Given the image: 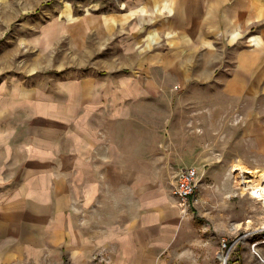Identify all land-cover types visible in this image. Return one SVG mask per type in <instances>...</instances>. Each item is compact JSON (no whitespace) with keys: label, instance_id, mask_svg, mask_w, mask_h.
I'll list each match as a JSON object with an SVG mask.
<instances>
[{"label":"crops","instance_id":"0c3cea01","mask_svg":"<svg viewBox=\"0 0 264 264\" xmlns=\"http://www.w3.org/2000/svg\"><path fill=\"white\" fill-rule=\"evenodd\" d=\"M124 2L74 23L75 38L100 42L98 68L53 90L0 83V264L220 260L219 240L197 233L203 213L172 188L183 166L219 178L236 161L264 167V0ZM114 38L120 60L104 47ZM176 84L197 87L180 111ZM201 198L233 213L221 189Z\"/></svg>","mask_w":264,"mask_h":264},{"label":"rangeland","instance_id":"374dc122","mask_svg":"<svg viewBox=\"0 0 264 264\" xmlns=\"http://www.w3.org/2000/svg\"><path fill=\"white\" fill-rule=\"evenodd\" d=\"M65 8H69L70 13H65ZM124 8V0H0V83L21 80L29 85H36L45 82L46 90H53L58 79L74 75L82 77L91 66L97 65L95 68H98V64L106 56L102 50L94 49L100 46V42L90 33L85 36L86 39L75 38L74 23L86 14ZM171 41L158 38L153 46L162 49L165 48L163 45L166 42ZM84 42L93 49L92 56L90 49L85 53ZM145 42V38L137 41L141 47ZM105 46L111 48L113 59L120 60L115 38L105 43ZM190 61V77L194 78L196 56L190 58ZM117 63L122 64L119 61ZM124 69L126 74H133V71L128 70L130 67L126 66ZM105 71L110 69H104ZM173 89L177 95L173 105L178 111L182 110V105L185 104L184 100L180 99L182 94L185 101H192L197 93V87L191 85L180 87L176 84ZM239 163L236 161L228 168L226 178H219L212 174L211 168H206L205 173L199 177L200 199L191 203L189 212L203 213L194 220L197 223L198 235L211 233L209 237L217 238L221 247L223 239L226 240L230 251L226 264H231L233 260H236L237 264H264V205L262 199L251 194L249 182H240L242 176L239 174V166L244 165ZM244 167L264 170V167ZM245 186L246 189L243 190ZM219 189L223 190L228 198L224 208L232 210V214H213L208 213L207 209H202L203 203L210 206L201 198L202 195H211ZM210 221L214 223H208ZM221 250L225 252L226 248L222 247ZM197 260L200 261L198 258ZM220 263L221 259L213 262Z\"/></svg>","mask_w":264,"mask_h":264},{"label":"built area","instance_id":"2783aa9c","mask_svg":"<svg viewBox=\"0 0 264 264\" xmlns=\"http://www.w3.org/2000/svg\"><path fill=\"white\" fill-rule=\"evenodd\" d=\"M199 177L200 173L198 168L194 165L180 167L176 173L172 193L178 199L185 212L190 210L191 203H195L200 199L198 185ZM222 247L224 249L226 248V251L220 253V264H226L230 251L224 239L222 241ZM221 254L223 257H221Z\"/></svg>","mask_w":264,"mask_h":264},{"label":"bare ground","instance_id":"6f19581e","mask_svg":"<svg viewBox=\"0 0 264 264\" xmlns=\"http://www.w3.org/2000/svg\"><path fill=\"white\" fill-rule=\"evenodd\" d=\"M239 169H240L239 174L242 176V180L240 182L241 183L249 182L248 188L251 190L250 191L251 194L257 196L259 199H262L264 205V170L249 169L241 165L239 166ZM251 176L253 178H251ZM252 180L255 181V183ZM244 189H246V186L245 188H243V190ZM221 257H223L222 254Z\"/></svg>","mask_w":264,"mask_h":264}]
</instances>
